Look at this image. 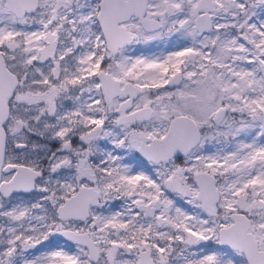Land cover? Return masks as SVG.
<instances>
[{
    "label": "snow or ice",
    "instance_id": "obj_1",
    "mask_svg": "<svg viewBox=\"0 0 264 264\" xmlns=\"http://www.w3.org/2000/svg\"><path fill=\"white\" fill-rule=\"evenodd\" d=\"M0 264H264V0H0Z\"/></svg>",
    "mask_w": 264,
    "mask_h": 264
},
{
    "label": "rangeland",
    "instance_id": "obj_2",
    "mask_svg": "<svg viewBox=\"0 0 264 264\" xmlns=\"http://www.w3.org/2000/svg\"><path fill=\"white\" fill-rule=\"evenodd\" d=\"M162 48H163V45L161 46V50H162ZM158 49L155 47V50H152V51H157Z\"/></svg>",
    "mask_w": 264,
    "mask_h": 264
},
{
    "label": "flooded vegetation",
    "instance_id": "obj_3",
    "mask_svg": "<svg viewBox=\"0 0 264 264\" xmlns=\"http://www.w3.org/2000/svg\"><path fill=\"white\" fill-rule=\"evenodd\" d=\"M141 47H144V46H141ZM152 50H155V46L154 45L152 46Z\"/></svg>",
    "mask_w": 264,
    "mask_h": 264
}]
</instances>
